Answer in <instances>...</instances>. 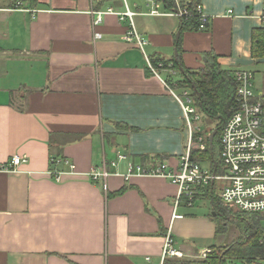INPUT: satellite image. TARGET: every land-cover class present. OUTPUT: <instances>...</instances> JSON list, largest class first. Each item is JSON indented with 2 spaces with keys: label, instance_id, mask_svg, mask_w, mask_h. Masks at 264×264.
Returning <instances> with one entry per match:
<instances>
[{
  "label": "crops",
  "instance_id": "obj_1",
  "mask_svg": "<svg viewBox=\"0 0 264 264\" xmlns=\"http://www.w3.org/2000/svg\"><path fill=\"white\" fill-rule=\"evenodd\" d=\"M172 1L169 9L164 0H0V164L27 158L17 173H0V264H159L168 234L184 255L172 260L201 262L199 252L217 246L219 228L206 213L181 204L172 220L173 184L127 172L175 167L188 135L171 93L189 91L178 88L180 71L155 74L149 63L179 58L197 73L211 55L222 70L255 78L264 65L252 56L264 0ZM191 1L208 17L206 31L151 13ZM127 11L132 19L122 20ZM132 30L142 48L126 40ZM260 76L253 88L264 96ZM93 172L108 176L94 180Z\"/></svg>",
  "mask_w": 264,
  "mask_h": 264
},
{
  "label": "built area",
  "instance_id": "obj_2",
  "mask_svg": "<svg viewBox=\"0 0 264 264\" xmlns=\"http://www.w3.org/2000/svg\"><path fill=\"white\" fill-rule=\"evenodd\" d=\"M20 6V3H16L17 8ZM157 10H153L152 15L175 16L180 20H187L191 17L185 3L178 4L177 9L173 12L159 14ZM195 14L198 18V31H206L209 19L204 14L201 4L197 5ZM132 16L133 14L127 11L121 15V19L123 20L125 17L132 19ZM100 22V14H96V23ZM125 38L127 41L135 40L140 48L145 44L133 30ZM156 64L157 67H153L151 63L148 65L155 74H157V68L164 66H167L169 71H173L171 63L165 65L163 62H158ZM233 77L235 82L233 101L219 134L218 161L215 160L217 162L216 169H214L211 159L203 161L194 158V151L204 152L206 144L201 137H197L193 133L191 116H193V121H198L200 118L190 93L184 92L180 97L172 91L173 97L183 107L188 126L183 154L173 168L165 164L147 168L142 166H129L128 168V177L133 174L159 177L168 180L177 188L172 220L180 218L175 210L181 204L192 208L201 192L207 191L211 196L215 183L219 182L221 184L219 200L224 206L233 207L236 212L255 216L264 222V96L255 95L252 72L235 71ZM118 159L122 160L124 156L118 155ZM51 162L57 164L54 159H51ZM26 163V157L15 155L5 164H0V173H17L19 167ZM64 163L70 171L74 169L71 164L66 161ZM111 166H115V164L112 163ZM50 174H54L56 181H59L62 176V173L50 172ZM91 176L95 180L99 177L106 178L108 174L93 172ZM262 235L264 237V233ZM209 255L210 251L205 249L199 252L198 258L204 260ZM183 257V253L175 248L174 242L168 234L162 247L159 264H165L166 261L172 259H183Z\"/></svg>",
  "mask_w": 264,
  "mask_h": 264
},
{
  "label": "trees",
  "instance_id": "obj_3",
  "mask_svg": "<svg viewBox=\"0 0 264 264\" xmlns=\"http://www.w3.org/2000/svg\"><path fill=\"white\" fill-rule=\"evenodd\" d=\"M199 4L200 3L198 1H191V3L186 4L187 10L191 14V17H189L187 20H180L182 23V29L198 31V18L195 14V9ZM164 5L167 8L172 9L173 1L164 0ZM252 44V56H264V30L259 31L258 34L254 35ZM207 57L208 60L205 62L206 64L204 69L198 71L197 73L182 69L179 58L173 60L172 67L174 69L178 68L183 78V80L178 83V88L187 89L191 92L190 96L192 97L194 106L196 107L197 111L203 114L205 117L217 121L215 128L218 129V133L215 136L213 142V157L215 158L214 149L217 147L220 131L226 118L228 117L229 109L232 105L235 82L233 72L222 70L217 65L215 59L211 57V55H207ZM162 62L165 63L164 61ZM165 65L167 64L165 63ZM198 96L200 97V99L198 98ZM219 117H222L223 121L218 120L217 118ZM211 131L212 129L207 131L208 135L211 133ZM205 144L206 150L202 153H198V151L195 150L194 158L203 161H210L211 158L209 153L208 140L205 142ZM53 157L54 159H59V156H57L56 153L53 154ZM53 157H51V159ZM60 160L63 159L61 158ZM52 166L57 165H54L52 163L51 167ZM124 190L125 189H121L116 194L108 193V198L118 196ZM208 194L209 193L207 192V195ZM212 196L213 194L210 196V199L214 206L215 199L212 198ZM213 212L216 214V216L222 218L223 221L227 219L226 217L228 215L232 214V211H230L229 208L224 205L219 206V209L215 208L214 206ZM235 216L237 217V219H241L243 221L245 220L247 223L245 235L241 239L240 243L225 248L215 246L211 249V254L209 255V257L201 262H191L187 260H168L165 262V264H167V262L170 264H222V261L225 258L236 260L238 259L247 263L259 260L263 261L264 237L262 235V231L258 228L259 221L257 220L258 223H256V221L254 220V218L257 217L248 216L239 212H235ZM247 217L251 218L248 219ZM222 227H225L224 222ZM220 232H222L221 228L218 229V233ZM219 250L221 251V254L218 253Z\"/></svg>",
  "mask_w": 264,
  "mask_h": 264
},
{
  "label": "rangeland",
  "instance_id": "obj_4",
  "mask_svg": "<svg viewBox=\"0 0 264 264\" xmlns=\"http://www.w3.org/2000/svg\"><path fill=\"white\" fill-rule=\"evenodd\" d=\"M258 70L260 73L257 76H255L254 82L259 87L261 80H263L262 76L260 75L264 74V65H262V67ZM258 90L260 91L254 90L256 96H259L262 94V90L260 88ZM197 114L199 115V118H200L198 121H193V118H192L193 116H191V125L193 129V133L195 134V136L201 137L203 141L206 142L209 136L207 131H209L210 129H214L217 124V121H215L214 119H209L205 117L203 114L199 113L198 111H197ZM214 156H215V160L218 161L217 147L214 149ZM220 187H221V184L219 182L215 183L213 196H212V198L215 199L214 206L217 209H219V206H223V204L219 200ZM214 206L212 204L210 196H208L206 199H201L199 201L196 199L194 206L190 209L195 214L206 213L208 217L213 218V220L217 223L218 228L222 229V232L218 233L217 240L215 241L217 245L216 247L221 246L220 248H225V247L240 243L241 239L245 235L246 226H247L246 221L237 219V217L235 216L236 211L233 207H229V210L232 211V214L228 215L227 217L225 216L227 219L223 221L222 218L216 215H215L216 217L213 216ZM248 216H251V215H248ZM247 218L249 219L251 217H247ZM254 220L256 221V223H258L259 221L258 228L262 231V233H264V222L259 220V218H254ZM223 222H224L225 227H222ZM221 251L219 250L218 253L221 254ZM222 264H264V260L247 263V262H244L238 259L236 260V259H231V258H225L222 261Z\"/></svg>",
  "mask_w": 264,
  "mask_h": 264
},
{
  "label": "water",
  "instance_id": "obj_5",
  "mask_svg": "<svg viewBox=\"0 0 264 264\" xmlns=\"http://www.w3.org/2000/svg\"><path fill=\"white\" fill-rule=\"evenodd\" d=\"M179 36H180V32H178L176 34V42H178ZM176 54L177 53L175 52L174 56H176ZM198 98L200 99L199 96H198ZM200 107H201V105H200ZM217 119L220 120V121H223L222 117H219ZM217 133H218V129L214 128V129H212L211 133L208 136L209 153H210V158L212 160L214 169H216V167H217V162L215 161V159L213 157V142H214V138L217 135ZM215 215L216 214L213 212V216H215Z\"/></svg>",
  "mask_w": 264,
  "mask_h": 264
}]
</instances>
